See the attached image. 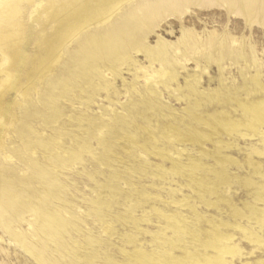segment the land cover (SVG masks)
<instances>
[{
  "label": "rangeland",
  "instance_id": "1",
  "mask_svg": "<svg viewBox=\"0 0 264 264\" xmlns=\"http://www.w3.org/2000/svg\"><path fill=\"white\" fill-rule=\"evenodd\" d=\"M35 1L0 49V86L18 52L34 79L0 148V179L31 188L19 210L0 189V264H264L262 22L228 0H87L40 79L24 56L66 23Z\"/></svg>",
  "mask_w": 264,
  "mask_h": 264
},
{
  "label": "bare ground",
  "instance_id": "2",
  "mask_svg": "<svg viewBox=\"0 0 264 264\" xmlns=\"http://www.w3.org/2000/svg\"><path fill=\"white\" fill-rule=\"evenodd\" d=\"M23 1L25 0H0L1 50L5 49V46L10 41L13 27L15 26L14 19L21 13ZM86 2L87 0H36L34 2V21H38V23L41 21L40 24L44 26L55 22L66 23L63 31L56 33L51 38L48 37L44 29L40 30L41 33L38 35V37H40L37 38L36 46L42 57L37 62H35L33 56H24L27 62L32 65V72L36 71L40 79L52 71L53 63L61 56V49L57 41L62 42L67 40L70 36L76 35L77 30L83 28L84 22L90 19L85 14H83V16L80 15ZM226 5L233 6L235 12L241 15L245 21H259L264 25V0H228ZM96 13L97 11L91 15L95 16L93 17L94 20H105L106 16H103L105 18H96ZM100 15L102 14L98 16ZM68 33L71 35L68 36ZM20 54L21 52H18L14 57L7 53L8 61L5 67V85L0 86V116L3 119V122L0 123V148L3 147L2 139L6 135L7 129L12 125L16 117V104L19 101L18 97L26 95L28 86L34 82L33 79L23 83L20 81L19 77L13 73L14 60ZM22 60L23 59L20 61ZM109 60L112 61L110 58ZM11 89H14L16 92L15 98L12 102L2 103L4 94ZM9 186H12V188L9 189ZM29 188L18 189L13 181H8L3 178L0 179V189L9 190L8 200H10L11 207L14 210H19L25 205V198L31 194Z\"/></svg>",
  "mask_w": 264,
  "mask_h": 264
}]
</instances>
